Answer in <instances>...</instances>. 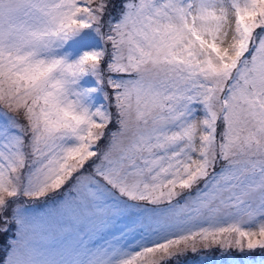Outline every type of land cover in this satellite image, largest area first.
Returning a JSON list of instances; mask_svg holds the SVG:
<instances>
[{"label":"snow or ice","instance_id":"1","mask_svg":"<svg viewBox=\"0 0 264 264\" xmlns=\"http://www.w3.org/2000/svg\"><path fill=\"white\" fill-rule=\"evenodd\" d=\"M264 264V0H0V264Z\"/></svg>","mask_w":264,"mask_h":264},{"label":"rangeland","instance_id":"2","mask_svg":"<svg viewBox=\"0 0 264 264\" xmlns=\"http://www.w3.org/2000/svg\"><path fill=\"white\" fill-rule=\"evenodd\" d=\"M201 257H203V264H215V261L219 259L218 252L201 253L200 255L190 254L188 259L193 262H199L201 261Z\"/></svg>","mask_w":264,"mask_h":264},{"label":"trees","instance_id":"3","mask_svg":"<svg viewBox=\"0 0 264 264\" xmlns=\"http://www.w3.org/2000/svg\"><path fill=\"white\" fill-rule=\"evenodd\" d=\"M2 253H0V255H1Z\"/></svg>","mask_w":264,"mask_h":264}]
</instances>
